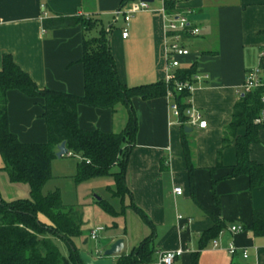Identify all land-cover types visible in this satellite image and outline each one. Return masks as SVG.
Listing matches in <instances>:
<instances>
[{
  "label": "crops",
  "instance_id": "obj_1",
  "mask_svg": "<svg viewBox=\"0 0 264 264\" xmlns=\"http://www.w3.org/2000/svg\"><path fill=\"white\" fill-rule=\"evenodd\" d=\"M120 1L0 0V66L2 55H9L39 89L80 96L83 93L80 63L83 39L95 38L102 30L108 39L119 83L132 88L163 81L166 23L160 12L161 3L151 0L148 11L134 13L126 27L122 13L118 16L115 13L119 9L129 10L140 0L119 6ZM172 6L176 12L187 13L188 21L199 30L197 37L184 41L189 54L180 59V66L188 68L195 64L196 74L208 78L197 85L192 95L193 105L202 113L206 128L184 126L181 136V127L175 124L167 99H132L137 134L125 168V186L130 192L127 199L146 215L155 233L153 264H157L156 253L176 249L187 252L173 264H190V255L194 253H198L197 264H264V235L254 237L247 229L238 234L229 231L230 226L249 225L252 211L264 210V186L249 190L246 176L225 178L236 160L233 143L221 151V168L212 170L231 108L242 95L244 76L253 69V62L258 64L259 54L264 52V0H178ZM75 15L91 19L95 24L87 31L81 26L46 32L42 29L41 22L46 18ZM123 29L127 31L125 38H121ZM6 101L8 128L18 141L44 143L42 101L27 99L15 91L7 92ZM76 113L79 129H96L104 134L121 133L127 121L126 108L121 104L112 111L80 105ZM242 133L241 129L237 135ZM257 138L256 144L250 147L249 158L264 169V129L257 131ZM182 140L188 143L194 170L192 188L185 170ZM2 175L5 174L0 171L1 186L7 190ZM6 179L9 183L7 175ZM58 182L59 179L48 182L44 192L59 189ZM68 182L73 184L72 176ZM11 185L25 194L29 192L23 184ZM175 188L181 189L180 195L173 194ZM61 201L68 205L63 195ZM109 206L115 214L120 211L116 204ZM210 214L223 223V229L199 251L200 234L214 224ZM112 228L102 239L96 237L91 242L74 239L73 243L90 255L95 252L97 242L102 249L96 252V258L112 242L122 240V254L126 255L151 232L130 240L125 229L118 230L114 223ZM214 241L215 249L212 248ZM230 244L235 247L232 256L227 253ZM243 253L246 258L242 257Z\"/></svg>",
  "mask_w": 264,
  "mask_h": 264
},
{
  "label": "trees",
  "instance_id": "obj_2",
  "mask_svg": "<svg viewBox=\"0 0 264 264\" xmlns=\"http://www.w3.org/2000/svg\"><path fill=\"white\" fill-rule=\"evenodd\" d=\"M131 0H121L119 6ZM167 14L174 12L172 3L165 2ZM95 24L81 16L46 18L41 22L46 31L61 28L81 26L84 31L90 30ZM81 66L83 69V93L74 96L68 93H57L51 90L39 89L29 75L16 65L9 55H2L0 66V159L3 167L0 169L7 175L11 184L26 185L28 197L11 201L0 198V264H82L78 259L80 250L73 240L79 239L83 232V220L76 206L64 205L61 192L54 189L44 192V186L54 179L51 174V164L55 158L56 148L65 144L67 155L79 158L76 164L72 182L75 186L93 180L94 178H111L114 189H108L111 197L120 202L124 197H130L125 186V168L128 154L137 134L136 116L131 108V100L139 98L142 101L165 98L166 89H170L163 81L148 85L128 88L118 82L108 39L104 31H99L97 37L83 39ZM264 71V60L258 62ZM196 73L195 64L188 68L176 70L177 81H189ZM15 91L27 99L42 101V119L46 129L44 143L26 144L18 141L9 131L6 94ZM185 93L176 96L180 109ZM259 92L244 93L232 106L228 125L223 131L220 148L216 151V160L212 170L221 168V151L233 143L236 160L230 167V173L225 177L246 176L249 190L264 186V169L249 158L250 147L256 144L257 131L252 121L259 111ZM124 105L127 121L121 133L104 134L99 130L85 131L78 128L77 107L85 106L99 110H114L117 105ZM243 130L241 136L237 135ZM181 136L184 126H181ZM182 151L185 159L188 184L192 188L193 166L189 155L188 143L182 140ZM114 168V171H111ZM212 170L210 172H212ZM217 204V198L213 193ZM104 212L115 214L113 208L103 200L95 201ZM130 210L141 219L151 230L129 253L115 258V264H153L155 233L146 215L139 211L132 202ZM251 222L243 229L250 230L254 237L264 235V210L252 211ZM45 218L42 221L38 216ZM213 226L200 234L198 250L204 248L208 241L213 240L223 223L210 214ZM49 237L63 243L67 256L59 253ZM197 254L190 255V264H197ZM230 264H238L231 262Z\"/></svg>",
  "mask_w": 264,
  "mask_h": 264
},
{
  "label": "built area",
  "instance_id": "obj_3",
  "mask_svg": "<svg viewBox=\"0 0 264 264\" xmlns=\"http://www.w3.org/2000/svg\"><path fill=\"white\" fill-rule=\"evenodd\" d=\"M161 3V15L165 18L164 26V67L165 74L163 82L170 85V89H166L165 99L168 102V110L170 111L171 116L175 120V124L179 127L188 126L198 129H205L206 123L203 120V115L195 108L192 102V95L197 89V85L207 81L206 76H201L196 74L191 77L189 81H177L175 72L181 68L180 59L187 57L189 52L183 46L184 41L197 37L199 30L194 27L191 22L188 21L187 13L184 12H172L167 14L165 8V2L169 1L171 3H176L178 0H158ZM148 11L147 3L138 1L135 4L131 5V8L128 9H119L115 16H118L120 13L123 15V22L127 27V22L129 18L137 12ZM127 35L126 29L122 30L121 38H125ZM264 60V52L259 54V61ZM240 94L250 93V92H259V111L255 116V119L252 121L253 125L264 129V71L262 66L259 64L252 70L246 72L244 76V81L241 86ZM181 93H185L187 97L182 101L183 108L180 109L179 103L176 102V96ZM170 125V124H169ZM69 155V154H68ZM173 194L180 195L181 189H173ZM177 220H181V217H177ZM229 231L233 234L243 233L244 229L241 226L234 225L229 227ZM97 230L91 231L89 238L92 241L96 240ZM217 243L212 242V248L215 249ZM187 250L176 249L170 252L165 253H156L157 264H173L176 258L181 257L185 254ZM228 255L232 256L235 253V247L230 244L227 249ZM243 258H246L245 253L242 255Z\"/></svg>",
  "mask_w": 264,
  "mask_h": 264
},
{
  "label": "rangeland",
  "instance_id": "obj_4",
  "mask_svg": "<svg viewBox=\"0 0 264 264\" xmlns=\"http://www.w3.org/2000/svg\"><path fill=\"white\" fill-rule=\"evenodd\" d=\"M101 28V26H100ZM257 62H253V69L257 67ZM79 162L77 157H68L64 155L63 158L54 161L52 164L51 174L55 177L53 180L59 179L58 182L61 195H63L64 202L68 205L76 206L77 211L82 217L83 225L81 227L82 236L78 239L80 242H91L89 235L91 231H98L97 238L102 239L107 236L113 229V223L117 225L118 230H126L128 232L130 240H136L140 235H147L149 230L145 227L143 222L138 219L137 216L129 210L126 205L129 204L127 197L120 202L111 197L109 188L114 189L113 180L109 178H94L93 180L87 181L86 183L80 184L78 189L73 188V184L69 181V178L73 176V169L76 168V164ZM114 171V168H111ZM4 178L3 182L6 189L3 190L2 183L0 180V196L4 201H11L21 198H27L28 194L18 191L15 186H12L7 182L6 175H2ZM52 180V181H53ZM23 188H27L26 185ZM98 191H95V190ZM97 198L105 200L109 205L116 204L119 208L117 214L109 215L100 208L95 201ZM121 204H118V202ZM65 205V204H64ZM42 221H45L43 216L39 215ZM53 242L54 246L57 247L59 253L66 256L67 250L63 243L59 240L47 236ZM102 249L96 242V249L93 254H88L92 258L96 256V252ZM81 252V251H80Z\"/></svg>",
  "mask_w": 264,
  "mask_h": 264
},
{
  "label": "water",
  "instance_id": "obj_5",
  "mask_svg": "<svg viewBox=\"0 0 264 264\" xmlns=\"http://www.w3.org/2000/svg\"><path fill=\"white\" fill-rule=\"evenodd\" d=\"M145 3L151 2V0H140ZM67 155V149L65 144L61 143L55 152V158L59 159ZM100 200L97 198L96 201ZM124 245L122 240H115L111 243L108 249L103 250L96 258H92L84 251L78 253V259L82 264H115L114 258H117L122 254Z\"/></svg>",
  "mask_w": 264,
  "mask_h": 264
}]
</instances>
